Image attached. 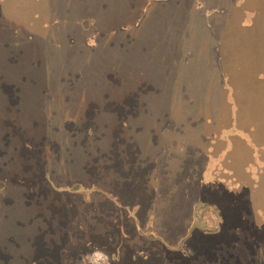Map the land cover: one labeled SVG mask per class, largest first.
<instances>
[{"label":"rangeland","instance_id":"1","mask_svg":"<svg viewBox=\"0 0 264 264\" xmlns=\"http://www.w3.org/2000/svg\"><path fill=\"white\" fill-rule=\"evenodd\" d=\"M0 264H264V0H0Z\"/></svg>","mask_w":264,"mask_h":264},{"label":"trees","instance_id":"2","mask_svg":"<svg viewBox=\"0 0 264 264\" xmlns=\"http://www.w3.org/2000/svg\"><path fill=\"white\" fill-rule=\"evenodd\" d=\"M193 220H194V218H193ZM196 221L194 220V221H192V224L193 223H195ZM165 236V235H164ZM163 235L161 236V239H164V240H166V242L168 243V244H170V246H172V244H171V242H170V239L169 238H166V237H164ZM146 238H153V239H155V237H154V235H152L151 233H149L148 234V237H146ZM169 239V240H168ZM181 233L177 236H175L174 238H173V240H172V243H173V247H175L176 248V251H179V248H181L180 247V242H181ZM180 252H182V251H180Z\"/></svg>","mask_w":264,"mask_h":264}]
</instances>
